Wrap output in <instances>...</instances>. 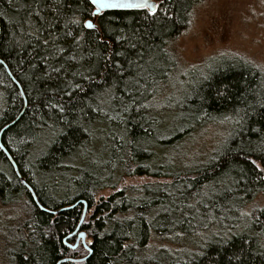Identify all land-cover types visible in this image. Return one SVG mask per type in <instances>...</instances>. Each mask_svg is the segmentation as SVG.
<instances>
[{
    "label": "trees",
    "instance_id": "obj_1",
    "mask_svg": "<svg viewBox=\"0 0 264 264\" xmlns=\"http://www.w3.org/2000/svg\"><path fill=\"white\" fill-rule=\"evenodd\" d=\"M155 1V18L129 16L117 24L123 35L136 31L133 42L143 59L130 48L125 57L131 64L115 57L124 64L125 79L108 78L116 85L111 97L100 96L95 86L88 91L91 135L70 138L49 107L56 96L41 58L43 40L63 39L72 13L56 0H0V196L5 205L23 201L30 213L22 238L8 247L9 263L28 264L27 255L31 264H235L233 254L243 251L244 264H264V201L253 207L264 197V172L251 163L264 168V118L253 115L254 109L264 112V68L231 54L199 67L184 65L174 43L203 0ZM73 18L80 19L79 12ZM48 63L62 61L50 57ZM80 71L87 74L86 68ZM61 78L73 80L70 74ZM133 78L139 84L125 91ZM165 86L170 97L162 100ZM223 121L228 134L205 161H168V149H185L192 125ZM21 178L52 212L87 202L80 229L92 240L87 261H74L88 255L82 244L68 246L75 245L69 235L83 205L46 213ZM221 237L231 239L225 244Z\"/></svg>",
    "mask_w": 264,
    "mask_h": 264
},
{
    "label": "snow or ice",
    "instance_id": "obj_2",
    "mask_svg": "<svg viewBox=\"0 0 264 264\" xmlns=\"http://www.w3.org/2000/svg\"><path fill=\"white\" fill-rule=\"evenodd\" d=\"M56 2L65 3L72 15L63 24V29H67L63 32V39L49 33V36H52L51 40H43V44L47 46L46 54L41 58L44 62L45 77L52 81L50 87L56 96V103H50L49 107L55 110L57 122L62 125V130H66L64 131L66 136L74 137L77 132L91 135L85 120L90 110V105L85 99L88 91L95 86L101 89L100 96L111 97L116 85H109L108 78L115 76L118 81L125 79L124 64L115 57H125L129 48L136 50V55L140 59L144 57V53L139 51L137 44L133 42L134 38L138 39L136 31L130 35H123L124 29L117 27L118 22L129 16L134 19L137 15H142L144 19L155 18L159 4L154 0H72L75 4L73 8L68 0H56ZM77 12L80 14V19L73 18ZM69 25L73 27L69 28ZM57 41L60 43L58 44ZM117 45L122 50L117 51ZM48 49H55V53ZM50 57L62 63L53 66L48 63ZM125 59L129 64L132 63L127 57ZM82 68L87 69V74L80 71ZM61 74H70L73 80H63ZM138 84L139 80L133 78L125 84V91H128L129 87L136 88ZM128 94L130 102L135 103L132 93L129 91ZM217 95L223 97L225 92L217 89ZM248 107L253 106L248 105ZM259 107L264 109V103H260ZM122 109L126 113L131 111L128 104H122ZM242 111L245 116L249 115L247 110ZM257 114L264 118V112L254 109L253 115ZM260 131L261 129H256L257 133ZM251 163L259 171L264 172V168H261L255 160H251ZM230 239L231 237H221L225 244ZM261 247L264 248V244H261ZM245 254L243 251L234 253L235 264H244ZM196 255L201 256L203 253L198 252ZM259 255L264 256V252H260ZM24 260L31 264L29 256H24ZM209 264H219V261L210 260ZM230 264H233L231 259Z\"/></svg>",
    "mask_w": 264,
    "mask_h": 264
},
{
    "label": "rangeland",
    "instance_id": "obj_3",
    "mask_svg": "<svg viewBox=\"0 0 264 264\" xmlns=\"http://www.w3.org/2000/svg\"><path fill=\"white\" fill-rule=\"evenodd\" d=\"M191 19L188 29L174 43L184 65L199 67L207 59L231 54L245 57L264 68V0H203L194 9ZM178 94L172 98L178 100ZM159 96L162 100L169 98L170 90L165 86ZM192 126L191 131H186L192 137L185 149H168V161L181 160L185 165L193 159L205 161L229 130L225 121ZM259 198L253 207L264 201V197ZM27 210L23 201L5 205L0 196V264H11L9 249L25 232L24 223L30 219Z\"/></svg>",
    "mask_w": 264,
    "mask_h": 264
},
{
    "label": "water",
    "instance_id": "obj_4",
    "mask_svg": "<svg viewBox=\"0 0 264 264\" xmlns=\"http://www.w3.org/2000/svg\"><path fill=\"white\" fill-rule=\"evenodd\" d=\"M154 2H156V1L154 0ZM8 157H9V159L12 161V163L14 164V162H13L12 158L10 157V155H8ZM15 168H16V166H15ZM30 190H31V192H32V194H33V196H34V198L37 199L36 196H35V193H34V191L32 190L31 187H30ZM79 204H82V205L84 206V211H83V215H82V219H81V221H80V224H79V226H78V228H77V231H76L74 234H72V236L75 235L76 233H78V232L80 231V229H81V225H82L83 221H84L85 218H86V214H87V211H88V204H87V202H85L84 200H82V201H79V202L75 203L74 206H70V207H66V208H63V209H62V210H64V211H65V210H70V209H72V208H74V207H77ZM62 210H58V211H56V212H55V211L52 212V211H49V210L43 209L44 212L49 213V214H57L58 212H60V211H62ZM80 244H82V245L84 246V248H85V249L88 251V253H89L88 256L85 257L84 259L78 260L79 262H84V261H87V260L91 257V255L93 254V251H92V249H91L92 240H91V239H88V235H87L86 232H80V233L78 234V238H77V241H76L75 245H69V247H71L72 249L75 250V249L78 248V246H79ZM89 250H91V251H89Z\"/></svg>",
    "mask_w": 264,
    "mask_h": 264
},
{
    "label": "flooded vegetation",
    "instance_id": "obj_5",
    "mask_svg": "<svg viewBox=\"0 0 264 264\" xmlns=\"http://www.w3.org/2000/svg\"><path fill=\"white\" fill-rule=\"evenodd\" d=\"M21 180H22V184L24 185V186H26L29 190H30V187H29V185H27V183H26V181L23 179V178H21ZM30 192H31V190H30ZM31 194H32V192H31ZM32 197H33V194H32ZM84 207V206H83ZM79 225V224H78ZM78 227V226H77ZM76 231V230H75ZM75 231L74 232H72L70 235H71V237H74V241H75V243H76V241H77V238H78V234H79V232L78 233H76L75 235H73L72 236V234L73 233H75ZM64 241H66V239L64 240ZM72 245V244H71ZM68 246H69V244H68Z\"/></svg>",
    "mask_w": 264,
    "mask_h": 264
},
{
    "label": "bare ground",
    "instance_id": "obj_6",
    "mask_svg": "<svg viewBox=\"0 0 264 264\" xmlns=\"http://www.w3.org/2000/svg\"><path fill=\"white\" fill-rule=\"evenodd\" d=\"M1 149L4 150V147L1 146ZM7 155H8V154H7ZM11 162H12V161H11ZM33 197H34V196H33ZM36 198H37V197H36ZM34 199H35V198H34ZM35 201H36L37 205H39L38 200L35 199ZM39 207H40V208L42 209V211H43L44 208L41 207L40 205H39ZM46 210H47V209H46ZM49 211H50V210H49ZM81 219H82V218H81ZM80 221H81V220H80ZM79 224H80V222H79ZM78 226H79V225H78ZM77 228H78V227H77ZM76 231H77V229H76ZM76 231H75V232H76ZM80 232H83V231H80ZM80 232H79V233H80ZM73 234H74V233H73ZM69 236L71 237V235H69ZM68 238H69V237H68ZM88 254H89V253H88ZM87 256H88V255H87ZM87 256H86V257H87ZM84 258H85V257H84ZM84 258H81V259H84ZM81 259H78V260H81ZM78 260H74V261H75V262H79ZM66 261H69V259H67ZM84 262H85V261H84Z\"/></svg>",
    "mask_w": 264,
    "mask_h": 264
}]
</instances>
